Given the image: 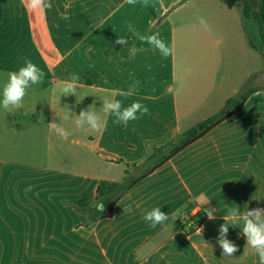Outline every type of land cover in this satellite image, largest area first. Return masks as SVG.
Segmentation results:
<instances>
[{
	"label": "crops",
	"instance_id": "1",
	"mask_svg": "<svg viewBox=\"0 0 264 264\" xmlns=\"http://www.w3.org/2000/svg\"><path fill=\"white\" fill-rule=\"evenodd\" d=\"M52 3L51 10L33 12L26 8L27 0H0V100L9 73L25 66V58L45 73L43 82L28 90L23 108L0 107V248L10 241L19 254L31 249L29 255L54 264H260L239 227L230 226L227 234L238 247L234 256H223L218 244L229 207L238 205L241 212L264 209L260 165L243 150L248 141L236 127L257 104L256 92L240 112L124 194L112 218L84 226L85 216L78 210L92 205L102 181L120 182L107 166L130 157L133 142L152 143L153 137L184 133L216 114H210L211 98H193V89L254 82L256 56L240 49L246 35L242 8L230 0H150L149 7L126 0ZM65 13L70 19L61 18ZM198 17L205 18L208 30ZM129 23L142 35L159 33L173 54L165 58L141 43L128 30ZM218 34L228 40L219 54L212 47ZM118 37L128 43L117 44ZM245 53L252 66L235 68ZM217 64L219 77L211 74ZM73 73L79 76V103L76 96H60L58 91ZM135 81V94L121 97L119 92ZM113 98L124 106L139 102L149 113H137L139 118L127 126L116 125L101 109L104 99ZM65 105L75 116L94 105L105 127L95 132L77 129L73 118L62 119ZM196 118L201 122L186 128ZM53 121L72 134L59 137L48 127ZM128 205L132 211L124 212ZM156 207L169 219L151 227L144 217ZM206 210H214L216 219H207L199 228L202 232L177 231L171 247L173 241H168L161 251L149 250V238L172 221L173 213L183 228L185 215L193 218ZM138 254L144 262L138 261ZM7 262L0 256V264Z\"/></svg>",
	"mask_w": 264,
	"mask_h": 264
},
{
	"label": "clouds",
	"instance_id": "2",
	"mask_svg": "<svg viewBox=\"0 0 264 264\" xmlns=\"http://www.w3.org/2000/svg\"><path fill=\"white\" fill-rule=\"evenodd\" d=\"M129 5H136L140 3L143 7L150 6V0H126ZM26 8L36 11H46L53 8L52 0H27ZM62 19L68 20L70 17L65 13L62 14ZM198 21L202 28L209 29V25L205 18L198 17ZM128 30L141 42L147 43L157 49L160 54L167 58L171 56L174 49L165 44V42L159 38V33L151 35H142L139 33L132 24L127 25ZM117 44L126 45L128 43L126 38L118 37ZM133 52L143 51V49H132ZM25 66L19 68L18 71H12L9 73L8 82L3 86L2 100H0V107L7 111L13 109L23 108V100L27 95L28 90L34 86L43 82L45 73L35 65L30 59L25 58ZM79 76L77 74H70L69 78L61 82L59 86L60 96L74 95L77 98V103L83 99H78V87L77 81ZM139 81L133 82L127 91L121 90L119 95L127 98L135 94ZM67 113L62 118L67 121L73 118L74 125L77 129H88L91 131H100L105 127V121L101 114L94 110V105H90L86 110L82 109L78 116H75L67 105ZM104 116L112 115L114 117L113 123L116 125L124 124L127 126L129 121L138 119L137 113L141 116L149 113L147 106L133 102L128 106H124L122 100L104 99L103 106L101 107ZM51 131L55 132L62 139H67L72 133L68 131L61 123L53 121L48 124ZM104 209L103 203L97 205V211L102 212ZM132 206L128 205L124 208V212H131ZM208 220H215L214 210H206ZM144 219L150 222L151 227L164 224L168 221L169 216L161 211L159 207L153 208L146 212ZM225 223L219 228L218 244L222 248V255L232 257L238 251V247L234 242L227 239V234L230 226L239 227L243 236L246 237V245L250 246L254 250V253L259 257L260 264H264V209L256 207L248 209V207L241 212L238 205L236 207H229L227 215L223 217ZM242 222V226H241ZM202 232L201 229H198Z\"/></svg>",
	"mask_w": 264,
	"mask_h": 264
},
{
	"label": "rangeland",
	"instance_id": "3",
	"mask_svg": "<svg viewBox=\"0 0 264 264\" xmlns=\"http://www.w3.org/2000/svg\"><path fill=\"white\" fill-rule=\"evenodd\" d=\"M251 1L256 5L259 0H251ZM245 27H246L245 28L246 35L242 40L240 49L246 48L250 52L253 51V53L256 56L254 58L256 65L255 64L254 65L256 67L255 75H257V77L254 80V82H249V81L244 82V81L236 80L233 82V85L231 87H227V88L216 87L214 89L213 87H205V88L193 89L192 97L193 98L200 97L201 99L204 97H210L212 109H213V111H211L210 114H214V113H218L224 108V104H225L224 100H226V98L233 97L238 93L244 92L246 89H248L249 86H259L256 87V93H258V95L256 96L255 100L258 99L257 104L246 111L247 114L246 118L237 122L236 127H239L241 133L240 135H242V137L246 138L248 141L243 146V150L249 152L250 160L254 164L260 165L259 166L260 168L259 170L261 173L260 175L262 178H264V37L261 34H259V32L256 30L255 24H253L251 21H248L247 24L245 23ZM251 39H253L254 43L256 44L257 46L256 48L252 46ZM226 44H228V40L225 39L221 34L216 35L212 39V47L215 49L216 53L218 54L223 50ZM252 48L254 50H251ZM248 59L249 56L245 53L244 56L241 57L240 63L235 62L236 65L234 67L238 68L239 65L243 66L246 63L252 66V62L250 60L247 61ZM217 67L218 64L215 66L214 72L211 74L219 77L222 75V73L217 70ZM220 81L221 80L218 78L216 83H219ZM238 116L239 114L233 117L231 121L238 118ZM194 120L195 121L188 123V125H186L187 126L186 128L193 126L197 122H201L202 118H196ZM182 134L183 133H179L176 135H172L160 139L153 137V140L151 141L152 143H144L141 141L133 142V146H131V150L129 151L130 157H125L126 159H120L118 164H115L117 166L109 165L107 167L111 168L110 171L114 175L117 174L119 181H121L124 177L123 168L129 169L131 171V174L136 177L137 171L134 169L136 165H140L144 163L145 160H147L149 154L153 153L157 148H159L163 144H167L171 141L178 140L182 136ZM225 138L227 139V137ZM258 148L262 149L260 155L254 153L255 149ZM249 192H251V190ZM192 200L195 201V197H193ZM63 203L68 204L67 201L65 200L63 201ZM93 204H95V201L92 203V205ZM92 205H88L86 207L79 209L77 208V209L85 210L90 208V206ZM201 215L202 216L200 219L202 220L201 221L202 223L200 224L194 223L192 220L193 218L190 217V214L185 215L184 219L182 220L183 228H184L183 229L180 223L181 221L177 216V213H173L172 221H170L166 226H164L163 230L160 231V233H156L155 235H152L149 238V242H148L149 250L151 251L158 250L164 245L165 242L168 241H173L170 245L171 247L174 243H176L174 238L176 237L177 231L184 230L186 234L191 235L192 233H190V230L192 227H194V229L197 230L208 219L205 213H201ZM86 222H87V217L85 216L83 225L84 226L92 225V224L86 225ZM211 225L212 224H209V227H211ZM163 248H165V246ZM163 248H161L160 251ZM21 251L22 253L19 254L18 249L14 246L12 242L9 241L7 247L0 248V256L8 259V262L3 264H54V261L49 258H40V257L34 258L33 256L29 255L31 249L26 248V249H22ZM137 258L139 262H144L143 255L138 254ZM18 259H23V260H18Z\"/></svg>",
	"mask_w": 264,
	"mask_h": 264
},
{
	"label": "trees",
	"instance_id": "4",
	"mask_svg": "<svg viewBox=\"0 0 264 264\" xmlns=\"http://www.w3.org/2000/svg\"><path fill=\"white\" fill-rule=\"evenodd\" d=\"M235 2L242 8L245 23L251 21L256 26V30L264 37V0H259L255 5L251 0H230ZM252 38V37H251ZM253 47H257L253 39H251ZM256 92V88H248L244 92L229 98L224 108L206 119L205 121L195 125L176 140L171 141L157 148L151 156L142 164L136 165L135 170L137 176H133L129 169H126L125 175L120 182L102 181L97 189L95 204L88 209L79 210L87 217L86 225L93 224L99 220L110 219L114 216L115 206L124 194L130 191L139 181L150 176L155 170L163 166L166 162L175 157L188 146L194 144L211 130L228 120L243 108L250 96ZM103 203L104 209L98 212L97 205ZM201 214L193 217V222L200 224ZM196 229L191 228L190 233H194Z\"/></svg>",
	"mask_w": 264,
	"mask_h": 264
}]
</instances>
